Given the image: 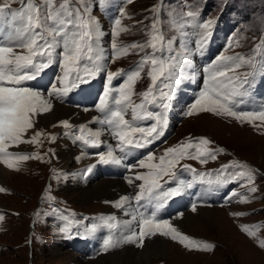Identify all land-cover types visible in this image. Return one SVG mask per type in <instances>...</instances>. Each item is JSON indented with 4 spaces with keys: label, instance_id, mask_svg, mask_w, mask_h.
I'll return each mask as SVG.
<instances>
[{
    "label": "snow or ice",
    "instance_id": "1",
    "mask_svg": "<svg viewBox=\"0 0 264 264\" xmlns=\"http://www.w3.org/2000/svg\"><path fill=\"white\" fill-rule=\"evenodd\" d=\"M133 0H127L132 3ZM19 3V8H13ZM85 0H0V163L10 169L19 170V162L31 158L42 159L38 153H21L9 151L10 148L21 144L41 143L42 131H35L27 139L29 130L35 128L36 116L50 112L53 108V98L62 100L81 84H86L98 73L105 70L102 61L105 59L100 40L103 35L99 22L91 16L87 7H83ZM153 22L148 32V39L143 44L133 43L126 47H119L116 39L122 32L129 29L121 26V19L114 20L111 43L113 55L116 58L129 53V49L144 52L151 48V53H145L137 65L128 70L114 73L107 72L108 87L97 105L101 116L94 118L93 123L100 125L93 130L88 125L79 126V134L74 135V141L82 145L99 148L104 141L102 136L107 133L116 141V147H109L107 151L97 152L98 164L122 165L125 158L134 149L146 148L164 135L168 125L167 110L173 99L175 85L180 82L179 67L187 62V55L163 57V51L171 46V41H165L159 18L161 6L153 7ZM121 15L124 13L121 11ZM197 16L195 11L183 12L182 22L174 25L183 28L190 24ZM191 18V20L186 19ZM205 29L201 36L200 47L207 42L210 33L207 31L211 21L200 25ZM264 49V43L257 45L253 54L245 57L220 56L205 71L208 73L203 90L189 107L188 116L200 113H213L217 116H229L254 127H264V104H259L250 111L239 110L241 105L247 104L251 96L254 81L259 75L264 78V58L257 60L256 52ZM161 53V55H157ZM113 62H115L113 60ZM58 65L61 75L57 76V84L51 85L47 93L24 86L25 81L37 79L44 70L52 65ZM145 67L150 86L142 93L135 92V85L142 78ZM247 68V71H239ZM122 76L123 82L118 87H112L114 77ZM167 89V91H165ZM138 95L139 102L133 97ZM158 108L159 111L153 109ZM141 121H152L147 127L140 125ZM259 121L260 124L256 122ZM65 129L73 126L69 121H61ZM65 135H73L66 132ZM54 141L55 136H50ZM212 142L207 138L180 142L165 149L164 153L156 157L149 152L139 158L128 168L146 169L137 172L134 180L140 181L138 191L133 196L121 197L116 207H123L130 201L138 206L133 209L131 220L121 225L114 216L99 217V224H93L88 231L97 232L107 228L109 234L103 239L102 251L118 249L124 244H135L144 247L145 238L157 235L178 240L186 248L198 251H212L214 245L191 240L182 234L169 221L158 218L162 209L171 197L181 195L185 189L193 187L194 182L201 184H223L228 180L222 175L229 168L238 169L230 175L233 180H245L247 184L254 183L255 169L238 161L223 165L221 172L215 178L210 173H197L189 164H181L184 160H195L200 164H207L209 160H216L223 149H213ZM117 150L124 155H118ZM182 171L193 174L194 180L185 183L177 175V167ZM95 165L87 168L82 178H86L93 171ZM168 179L165 180L164 178ZM134 180L128 178V183ZM163 181V183H161ZM175 181V187L165 189V184ZM244 186V185H242ZM6 189L0 187V192ZM250 193L257 191L256 187L248 189ZM233 196L239 195L237 192ZM51 199V197H49ZM241 202H249L248 197ZM144 207L145 211H139ZM148 208L151 211H148ZM196 211V205H192ZM239 215V214H236ZM68 220L67 217L64 218ZM3 220V216H0ZM121 227L119 235L113 230ZM259 227V226H255ZM72 221L59 229L60 233L71 235ZM242 230L250 237H256L253 228L244 226ZM188 241V243H185ZM264 248V240L259 241Z\"/></svg>",
    "mask_w": 264,
    "mask_h": 264
},
{
    "label": "rangeland",
    "instance_id": "2",
    "mask_svg": "<svg viewBox=\"0 0 264 264\" xmlns=\"http://www.w3.org/2000/svg\"><path fill=\"white\" fill-rule=\"evenodd\" d=\"M108 1L110 0H85L83 7H87L89 10V6L94 2L103 5ZM156 1L136 0L132 3L131 9L134 11L121 17V26L132 28L130 31L122 32L116 38L117 45L120 44L119 46L126 47L133 43H145L149 38L148 32L152 25L150 21L154 16L152 12L154 6H150ZM172 1L171 8H167L170 17L163 18L161 14L159 16L165 41L172 42L171 46L166 47L163 51V57L189 54L187 59H191V62L197 65L196 70L192 68L190 73L181 77L180 82L176 85L181 90L178 93H173V96L183 93L184 89L189 87L187 82L194 80L192 74L197 71H205L218 57L235 56L237 54L248 57L253 54V50L256 49L257 45L264 43V0ZM16 4L18 3H14L12 7L15 8ZM189 10L197 13L196 18L191 22L196 25L185 24L183 28L175 26L173 22H182L180 20L181 14ZM89 13L91 14L90 10ZM127 16L136 19L125 25L123 19H127ZM186 19L191 20V18ZM208 21H211V26L207 30L210 35L208 36V42L201 48V36L205 29L198 24H204ZM109 25L114 28V20H109ZM107 27V21H105L101 29L103 32L101 38L106 37ZM165 29H168L167 32H165ZM173 36L174 39H170ZM207 45H212L213 48L210 50L208 58H202ZM151 51V48H146L144 52L130 48L128 54H124L119 58L114 56L113 59L116 61L117 67L123 66L128 71L137 65L145 53H151ZM258 52L261 54L258 60L264 58V49L258 50L256 54ZM157 55H161V53H157ZM50 69L52 71L51 67L47 70ZM148 70L145 67L142 78L135 85L137 94L144 92L150 86V79L147 75ZM247 70V68H242L239 71L244 72ZM207 75L208 73L198 75V82L204 80L196 85L198 92L194 90L187 94V98L180 96L179 100L174 96L172 103L170 101L169 110L172 107L173 112L179 114V119L183 118L182 120H184L176 128L177 137L173 138L171 144L175 146L180 142H186L181 136L187 139V137L197 136L201 133L210 135L212 139L210 147L224 150L218 154L215 161L229 160L233 163L240 160L244 162L243 164L249 165L255 169L254 183L251 185L244 184L243 187L249 189L254 186L257 188L255 193L248 192L242 196V198L248 197L249 202L247 203L241 202L242 199L237 198L228 204L199 205L196 207V211H192V208L186 210V212L195 213L196 217L192 222L186 217H179L180 214L171 218V224L180 232H183L182 234L187 235L191 240L210 243L215 246L214 250L198 251L195 248H186L178 240L174 241L170 237L157 236L160 240L159 247L154 237H152L145 238L144 247L142 248L137 247L135 244H124L118 249L103 252L102 242L109 234V230L104 228L93 233L88 229L93 224L100 223L99 217H108L109 215L105 212L96 213L94 218L92 216L91 219H88V214L102 209L104 207L102 202L106 203L105 199L108 198H103L102 194L93 197L89 190L83 186L91 181L82 178L85 172L83 171L84 167L82 168V165L75 161L76 159L78 161L76 153L86 149L81 142L74 141V135L79 134L80 123L72 119L73 122L78 124L74 123L73 126L69 122L73 127L65 129L60 122L65 121L63 118L68 116L51 121L48 118V115L54 113L51 110L47 114L36 116L35 128L29 130L27 137H25L27 139L35 131H42L45 135L39 138L41 141L39 145L21 144L23 147L20 145L9 150L12 152H26L30 151L31 148H37L38 153L42 154V159L31 158L19 162L18 171L15 169L9 170L13 173L18 172L11 181H6L0 176V183L2 182L0 187L6 189V191L0 192V216H3V220H0V264H91L95 261H99L101 264H111L113 263L112 257H118V255L123 258L126 264H264V248L259 246V241L264 240V127H254L248 123L242 124L232 117L217 116L213 113H200L184 118L182 115L184 109L197 99L198 94L204 88ZM260 80H263V78ZM24 86L38 89L35 80L25 81ZM43 90L45 91L47 88H43ZM259 96L264 99V90L260 91ZM133 99L137 101L140 97L136 95ZM55 100L58 103L71 106L70 101L66 98ZM253 104L254 98L249 100L244 107L252 108ZM170 115L174 120L176 119L173 113ZM256 123L260 124L259 121ZM66 132L73 135H65ZM50 136H55L56 139L52 141ZM178 137V141H175L174 139ZM107 138H111L112 142L117 143L110 135ZM61 139L70 143L77 150L73 153L72 163L60 169L61 157L58 155L56 142ZM87 148L91 159L96 161L92 157L95 154L92 152L94 150L90 147ZM164 151L163 148L161 155ZM87 157L90 159V156L87 155ZM51 161L52 163H50ZM188 161L193 168L199 167L198 161ZM0 164L3 165V163ZM78 168L79 171H77ZM52 170L53 177L55 175L57 179L49 178L48 174ZM198 172L210 173L215 178L220 170L218 168H203ZM88 176L92 175L88 174L86 177ZM126 184L128 190L130 187H137L136 182L133 184L127 182ZM227 184L231 191L228 198L233 199L236 197L232 193L235 192L237 183L228 180ZM110 185L116 191H121L120 186L114 183ZM50 192L52 194L56 192L60 197L62 196L64 199H59L58 205L69 211L52 214L41 222L39 205L42 200L43 204L46 203L45 195L47 193L48 197L53 196ZM241 192L238 193L241 194ZM214 200L222 201L223 197H217L211 201ZM224 201L228 202L227 200ZM47 206L48 208H44V210H52L53 205L47 203ZM203 207H205L204 211H211L209 214H213V222L204 218V214L201 215L198 209ZM65 217L68 220H65ZM69 221H72L70 236L59 231ZM123 221L124 219H122ZM244 226L253 228L256 231V237L248 236L242 230ZM120 228L118 227V230ZM113 231L117 233L116 229ZM185 243H188V241Z\"/></svg>",
    "mask_w": 264,
    "mask_h": 264
},
{
    "label": "bare ground",
    "instance_id": "3",
    "mask_svg": "<svg viewBox=\"0 0 264 264\" xmlns=\"http://www.w3.org/2000/svg\"><path fill=\"white\" fill-rule=\"evenodd\" d=\"M109 11H110L109 9L106 10V13L109 12ZM101 23H102V21L101 22L99 21V24H101ZM212 48L213 47L211 45H208L206 47L205 51L203 52L202 57H204V54L209 52ZM192 68L194 70H196L197 69V65L193 64L191 62V60L187 59V62L185 64H182V66L180 68V74L179 75L182 77V76L190 73V71H192L191 70ZM52 112H54V113L48 115V118L51 121H54L55 119H58L60 117H65V116H68V117H70L71 119H73L75 121H84L86 118L91 116V113L89 111L88 112L87 111H83V110H81V109H79V108H77L75 106H67V105H64L62 103H58L54 98H53ZM56 149H57L58 155H60V157H61V161L59 162V168L61 169L63 167L69 166L72 163V161H73V156H74L73 153L76 152L77 149H74L71 146V144L68 143L67 141H65L64 139L57 140ZM74 160H75V158H74ZM78 160L80 161V163H83V162H85L87 160V158H85V156H82L81 154H79L78 155ZM75 161L78 163L77 159ZM9 170H10V168H8L6 165H4V164L1 165L0 164V176H1V178L5 179L6 181H11L13 179V177H15L16 173H18V172L13 173V172H10ZM95 174L96 175H94V177L91 180V182H87L85 185H83V186H85V188H87L89 190L91 196L94 197V196H97L98 194L99 195L102 194L101 196L103 198L113 199V198H116L117 196L122 195V194H124L125 192L128 191V189L126 187L127 184L125 183L126 181L124 179L116 178V176L113 173H108V172L107 173L106 172L101 173V171H100V172H97ZM74 177H75V175H74ZM97 179L100 182L99 181H97V182L94 181V180H97ZM80 183H82V182H80ZM111 183H114L115 185L120 186L121 187L120 188L121 191L120 192H119V190L116 191L110 185ZM89 198H90V196H89ZM204 208L205 207L199 208L198 210L200 211L201 215L204 214V216H205L204 218H207L208 220L213 222V220H214L213 214H209V213H211V211H204ZM112 214L116 218V221L121 225V227H122L124 222L131 220V217H129L126 214L123 215V216H120V215L116 216L115 213H112ZM179 217H186V218L189 219L190 222H192V221L195 220L196 215H195V213H190L189 211L188 212L184 211V212L180 213ZM122 219H124L123 222H122ZM120 231H121V228H120ZM154 239L156 240V243H157V246H158L160 240L158 239L157 236H155ZM112 258H113V263H111V264H126L123 261V258L121 256H119V255H118V257L114 256ZM91 264H101V262L95 261V262H93Z\"/></svg>",
    "mask_w": 264,
    "mask_h": 264
}]
</instances>
